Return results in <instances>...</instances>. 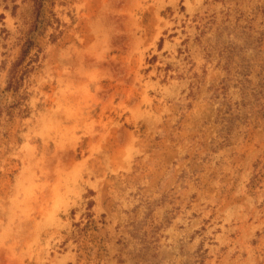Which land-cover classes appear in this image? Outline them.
I'll use <instances>...</instances> for the list:
<instances>
[{"label":"rangeland","instance_id":"rangeland-1","mask_svg":"<svg viewBox=\"0 0 264 264\" xmlns=\"http://www.w3.org/2000/svg\"><path fill=\"white\" fill-rule=\"evenodd\" d=\"M0 264H264V0H0Z\"/></svg>","mask_w":264,"mask_h":264}]
</instances>
